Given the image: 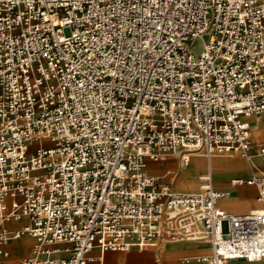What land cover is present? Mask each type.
<instances>
[{"label": "built area", "instance_id": "2783aa9c", "mask_svg": "<svg viewBox=\"0 0 264 264\" xmlns=\"http://www.w3.org/2000/svg\"><path fill=\"white\" fill-rule=\"evenodd\" d=\"M262 113L264 0H0V264L22 236V264L170 240L209 243L185 263H264V171L233 180L257 188L245 212L218 206L210 169L194 191L147 171L264 161L248 121Z\"/></svg>", "mask_w": 264, "mask_h": 264}, {"label": "crops", "instance_id": "0c3cea01", "mask_svg": "<svg viewBox=\"0 0 264 264\" xmlns=\"http://www.w3.org/2000/svg\"><path fill=\"white\" fill-rule=\"evenodd\" d=\"M249 118L248 121L250 123ZM250 130H251V126H250ZM250 137H251V132H250ZM252 144H253V149H255L256 146L260 144H264V141H260L258 143H252ZM201 156L203 155L200 153L192 154L191 155L192 159L190 157L191 160H189L188 164L186 166H180L178 164V157L175 155H169L166 158V160L161 162L148 161L147 171L151 174L162 176L163 181L170 183L171 187L174 190L194 191L198 188L197 183L199 184V176L205 173L207 169H210L213 180V186L217 190H224L228 192V195L218 199L217 201L218 206L229 211H235L236 209L237 211L235 212H245L251 210L253 207H256L258 205L260 207L262 206V203L258 201L256 198L257 188L255 185L247 184L245 182L236 183L235 181H233L234 179L230 176L216 181L213 177V171L210 164V160L208 161L206 159L207 164L205 167H203L204 160L201 158ZM203 157L205 158V156ZM240 157L247 162H245L244 160H240L236 157L235 158L246 164L248 163V160H246L242 156ZM261 162L262 165L254 166L256 167V170L252 169L254 167L248 168V171L246 172L247 175L236 179L245 180L251 177L252 175L257 174L256 172L257 170L258 172H261L260 171L261 169L258 168L264 167V161ZM178 170L189 171L191 176L190 178L196 185H194V187L190 189H184V188L176 189L175 180ZM15 225H17V223L13 224L12 226ZM15 240L18 242L32 240L33 241L32 246L35 242L34 238L30 236H22ZM10 243L15 244L16 242L15 243H13L12 241L9 243L7 242L6 243L7 245H5L6 250H8V245H10ZM32 246L30 247V255H31ZM208 253H210V246L209 243L207 242L195 241V240H170L167 242L158 241L156 244L147 246L142 249L131 248L126 251L106 250L102 253V260H103V264H191L190 262L185 263L183 259L192 258L200 254H208ZM90 254L93 256H99L100 253L97 248H93L90 251ZM19 257L21 258L19 259ZM26 257L29 256L20 255L17 256L16 258L15 257L12 258L11 261H9L11 257L9 252L7 251V256L4 258V262H6L5 264H22V260ZM236 262H238V260H236L234 264H236ZM251 262L264 264L262 261H251Z\"/></svg>", "mask_w": 264, "mask_h": 264}, {"label": "bare ground", "instance_id": "6f19581e", "mask_svg": "<svg viewBox=\"0 0 264 264\" xmlns=\"http://www.w3.org/2000/svg\"><path fill=\"white\" fill-rule=\"evenodd\" d=\"M249 119H250L251 130L253 131L256 139L257 138L259 139L260 137L262 138L264 136V115H262L261 117L252 116ZM233 153L234 152L228 155L229 158L214 157L210 159V164H211L212 171H213V177L215 180H220L228 176L236 180V178H240V177L247 175L246 172L248 171V168L262 165L261 161L263 160L257 155L252 156L250 160L248 161V163L246 164L236 159ZM256 157L260 159L261 161L258 160ZM177 175H178L177 179L179 182L178 185H182L183 188L190 189V188H193L194 185H196L191 180L190 173H188L187 170H178ZM258 208H260L259 205L256 207H253L251 210H256ZM235 211L237 210L235 209ZM13 240L14 239L8 241V243ZM22 247H25V248L31 247L30 242L24 241V242H18L15 245L10 244L8 245L7 251L9 252L10 256H13V255L16 256L22 251ZM29 256L31 255L29 254ZM236 264H260V263L239 259L238 262H236Z\"/></svg>", "mask_w": 264, "mask_h": 264}, {"label": "rangeland", "instance_id": "374dc122", "mask_svg": "<svg viewBox=\"0 0 264 264\" xmlns=\"http://www.w3.org/2000/svg\"><path fill=\"white\" fill-rule=\"evenodd\" d=\"M199 42L198 41H195V43H194V46H195V49L196 50H198L199 49ZM262 115H264V113L262 114ZM261 115V116H262ZM261 116H259V117H261ZM251 140H252V143H258V142H260V141H264V136L261 138H257L256 139V137H255V135H254V133H253V131L251 130ZM230 153H226V154H222V155H217V156H214V157H219V158H229L228 157V155H229ZM234 154V156L236 157V158H238V159H240V160H244L243 158H241L240 156H239V154H237V153H233ZM214 157H212V158H214ZM201 158L204 160V164H203V167H205L206 166V164H207V161H206V158H204L203 156H201ZM191 159H192V157H191ZM190 159V160H191ZM245 161V160H244ZM245 162H247V161H245ZM253 170H256V167H254V168H252ZM258 169H261L260 171H263L264 170V167H259ZM263 169V170H262ZM257 173H259L258 172V170L256 171ZM188 173H190L189 171H188ZM177 177H178V175H176V186H175V188L176 189H181V188H183L182 187V185H178L179 184V182H178V179H177ZM216 181H218V180H216ZM197 185H199L198 183H197ZM185 189V188H184ZM28 242H30V245L32 246V243H33V241L32 240H27ZM13 243H18V241H12ZM167 242V241H166ZM15 243V244H16ZM11 244V243H10ZM14 244V245H15ZM29 254H30V247L29 248H25V247H22V251L18 254V255H13V256H10L11 258H10V260L9 261H11V259L12 258H16L17 256H20V255H23V256H29ZM21 257H19V259H20ZM240 263V262H239Z\"/></svg>", "mask_w": 264, "mask_h": 264}]
</instances>
